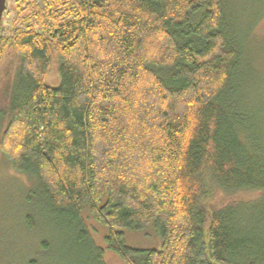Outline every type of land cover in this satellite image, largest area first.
Returning <instances> with one entry per match:
<instances>
[{
	"label": "trees",
	"instance_id": "trees-1",
	"mask_svg": "<svg viewBox=\"0 0 264 264\" xmlns=\"http://www.w3.org/2000/svg\"><path fill=\"white\" fill-rule=\"evenodd\" d=\"M10 1L0 73L20 60L21 88L0 152L78 245L105 264L86 211L125 264H264V130L229 0ZM152 223L159 250L117 231Z\"/></svg>",
	"mask_w": 264,
	"mask_h": 264
},
{
	"label": "rangeland",
	"instance_id": "rangeland-1",
	"mask_svg": "<svg viewBox=\"0 0 264 264\" xmlns=\"http://www.w3.org/2000/svg\"><path fill=\"white\" fill-rule=\"evenodd\" d=\"M11 4L8 0L10 18ZM228 10L233 28L246 43L245 60L257 81L252 86L251 93L257 97L252 106L261 115L264 130V0H229ZM20 66V60L12 58L0 73V137L6 125L8 103L21 88ZM60 83V62L55 59L46 85L57 88ZM84 218L96 246L104 249L105 264H125L107 249L105 237L109 228L92 220L86 211ZM117 231L124 232L130 248L159 250L162 247L154 223L143 231ZM76 240L75 229L46 205L37 179L15 171L0 152V264H97L93 252L85 251Z\"/></svg>",
	"mask_w": 264,
	"mask_h": 264
},
{
	"label": "water",
	"instance_id": "water-1",
	"mask_svg": "<svg viewBox=\"0 0 264 264\" xmlns=\"http://www.w3.org/2000/svg\"><path fill=\"white\" fill-rule=\"evenodd\" d=\"M8 0H0V27L7 9Z\"/></svg>",
	"mask_w": 264,
	"mask_h": 264
}]
</instances>
